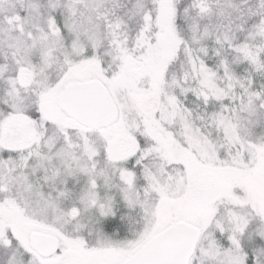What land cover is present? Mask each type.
<instances>
[{
	"label": "snow or ice",
	"instance_id": "6c2138e0",
	"mask_svg": "<svg viewBox=\"0 0 264 264\" xmlns=\"http://www.w3.org/2000/svg\"><path fill=\"white\" fill-rule=\"evenodd\" d=\"M0 264H264V0H0Z\"/></svg>",
	"mask_w": 264,
	"mask_h": 264
}]
</instances>
